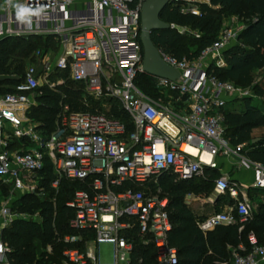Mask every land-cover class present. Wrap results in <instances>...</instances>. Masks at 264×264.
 <instances>
[{"label":"built area","instance_id":"2783aa9c","mask_svg":"<svg viewBox=\"0 0 264 264\" xmlns=\"http://www.w3.org/2000/svg\"><path fill=\"white\" fill-rule=\"evenodd\" d=\"M143 1L13 0L47 9L28 28L0 0V40L50 36L54 41L33 50L21 73L0 74V264H10L2 230L15 220L39 221L36 212L20 213L13 203L23 195H42L39 173L45 160L53 175L51 190L60 179L79 184L66 203L74 233L56 239L64 244L59 264H102L98 244L112 246V261L105 264H136L135 240L150 245L156 264H175L176 251L167 243L168 198L158 186L162 174L174 183L204 178L218 169L219 159L237 157L230 165L252 171L249 187L264 191V165L239 155L240 146L224 137L223 110L230 102L255 99V83L236 86L207 73L211 65L225 67L223 52L236 44L243 25L221 30L192 61L158 52L178 77L156 78L147 93L138 86L139 76L146 75L138 38ZM168 3L178 4L182 15H199L195 0ZM67 82L81 92L79 108L60 101L53 128L46 132L28 116L36 106V90L44 87L62 100L60 88ZM211 183L213 193L230 202L197 222V228L205 233L238 225L239 233L252 219L243 187L223 174ZM220 264H264V245L249 232Z\"/></svg>","mask_w":264,"mask_h":264},{"label":"trees","instance_id":"16d2710c","mask_svg":"<svg viewBox=\"0 0 264 264\" xmlns=\"http://www.w3.org/2000/svg\"><path fill=\"white\" fill-rule=\"evenodd\" d=\"M199 15H182L178 4L168 3L159 14V20L173 26V29L153 31L150 40L158 52L176 60L182 58L192 61L199 53L216 39L221 20L227 16H239L246 19L236 44L223 52L225 67H208L207 73L219 80L236 86L246 87L252 83L253 72L264 68V0H195ZM183 30L181 33L177 30ZM54 43L53 38L13 37L0 40V74L21 73L23 61L35 49L44 50ZM143 86H141V84ZM138 86L149 93L145 75L139 76ZM77 86L67 82L60 88L64 94L50 92L44 87L36 90V106L29 110L28 116L40 127L49 132L59 109V102L68 104L71 109H78L81 92ZM263 88L258 83L253 86L256 97L230 102L223 110L224 137L231 146L246 145L245 156L251 161L264 165V138L251 142L250 133L264 125V107L255 108L253 101L263 96ZM130 129V126H128ZM215 177V171H211ZM41 196L23 195L13 207L20 213H37L38 222H10L2 230V240L10 249L7 257L10 264H59L64 244L57 242L58 237L73 234L68 223L73 212L66 206L78 183L60 179L56 191L48 187L53 179L48 160L39 173ZM172 182L169 174H162L158 186L168 198L169 220L171 229L167 234L168 245L176 251L175 264H220L229 257L226 248L246 242V235L252 232L258 245H264V212L262 204H257V211L252 212V219L243 225L238 233V225L216 226L211 231L202 233L190 210L183 204L187 193L206 194L209 190L195 181ZM207 185V184H206ZM3 193V192H2ZM49 248V251H46ZM132 257H140L136 264H156L150 245L134 241Z\"/></svg>","mask_w":264,"mask_h":264},{"label":"water","instance_id":"95a60500","mask_svg":"<svg viewBox=\"0 0 264 264\" xmlns=\"http://www.w3.org/2000/svg\"><path fill=\"white\" fill-rule=\"evenodd\" d=\"M168 4V0H144L140 5L139 13V42L141 45V71L142 73L174 81L178 73L174 68L167 66L160 58L157 49L150 40L153 31L173 29L172 25L159 20V14ZM254 142V141H253Z\"/></svg>","mask_w":264,"mask_h":264},{"label":"crops","instance_id":"0c3cea01","mask_svg":"<svg viewBox=\"0 0 264 264\" xmlns=\"http://www.w3.org/2000/svg\"><path fill=\"white\" fill-rule=\"evenodd\" d=\"M215 173L217 175L223 174L231 181H234L243 187L253 212L254 206L253 203L251 202V199L255 201L256 196L258 195L264 196V191L252 189L249 187L254 178L252 171L245 170L241 167L232 166L230 165V163H227L226 161L219 159L218 169L215 170ZM229 202L230 201L225 195L219 196L214 194L213 191L209 195H205V194L193 195L192 193H187L183 197V204L190 210L196 223L203 220L205 217H207L212 213L224 210L225 206L228 205ZM257 204L264 205V203H257ZM263 212H264V208H263ZM230 249L231 248L227 246L226 250L228 251Z\"/></svg>","mask_w":264,"mask_h":264},{"label":"rangeland","instance_id":"374dc122","mask_svg":"<svg viewBox=\"0 0 264 264\" xmlns=\"http://www.w3.org/2000/svg\"><path fill=\"white\" fill-rule=\"evenodd\" d=\"M245 21H246V19H243V18L236 16V15L224 17L221 20L218 33L223 29H233V28L238 27L240 25L242 26L245 23ZM177 30L181 31V29H177ZM145 78L150 85H153L156 82V77L145 75ZM252 83H255V84L258 83L259 85L262 86L263 91H264V68L261 70H256L253 72ZM252 105L257 109L264 107V92H263V96L261 98H258L255 101H253ZM249 138L251 139V142H253V141L256 142V141L263 139L264 138V125L253 130L250 133ZM248 143H250V142H246V143L239 145L240 146L239 155L246 157L245 156L246 145ZM237 161H238L237 157H231V158L227 159V162L230 164H237ZM212 178L213 177H211L209 175V176H204V178H198L195 181L203 184L205 190L206 189L209 190L208 183L211 182ZM211 192H212V189L208 193H206L205 195H209V194H211ZM193 195H195V194H193ZM255 201L257 203H264V196H260V195L256 196ZM255 201L253 199H251V202L253 203V206H254V210L257 211L258 205ZM95 252H96L97 260L99 263L105 264V263H110L112 261V246L111 245L98 244L95 247Z\"/></svg>","mask_w":264,"mask_h":264},{"label":"clouds","instance_id":"9594fccd","mask_svg":"<svg viewBox=\"0 0 264 264\" xmlns=\"http://www.w3.org/2000/svg\"><path fill=\"white\" fill-rule=\"evenodd\" d=\"M6 3L14 8L16 20L28 28L32 27L33 17L40 19L47 12V9L39 4L31 6L26 3H13V0H6Z\"/></svg>","mask_w":264,"mask_h":264},{"label":"bare ground","instance_id":"6f19581e","mask_svg":"<svg viewBox=\"0 0 264 264\" xmlns=\"http://www.w3.org/2000/svg\"><path fill=\"white\" fill-rule=\"evenodd\" d=\"M190 152H191V153H194V151H192V150H190ZM201 159H202L203 161H207V156H206L205 154H202V155H201Z\"/></svg>","mask_w":264,"mask_h":264}]
</instances>
